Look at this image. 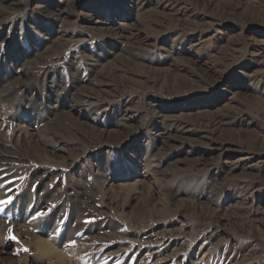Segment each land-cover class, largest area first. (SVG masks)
Masks as SVG:
<instances>
[{"label":"rangeland","instance_id":"obj_1","mask_svg":"<svg viewBox=\"0 0 264 264\" xmlns=\"http://www.w3.org/2000/svg\"><path fill=\"white\" fill-rule=\"evenodd\" d=\"M8 200L0 264H264V0H0Z\"/></svg>","mask_w":264,"mask_h":264},{"label":"bare ground","instance_id":"obj_2","mask_svg":"<svg viewBox=\"0 0 264 264\" xmlns=\"http://www.w3.org/2000/svg\"><path fill=\"white\" fill-rule=\"evenodd\" d=\"M43 243H44V242H42V241H38V240L36 241V245H39V249H40V246H42ZM37 247H38V246H37ZM49 248L51 249V247H49ZM49 248H48V249H49ZM42 249H43V246H42ZM40 250H41V249H40ZM50 252H51L52 255H54V253H55L54 251H53L54 253H52L51 250H50ZM58 255H59V253H58ZM61 255H62V254H61ZM61 255H59V256H60V257H59V260H60L59 264H72L73 261H72L71 263H69V261H67V260L65 259V257H64V256L62 257Z\"/></svg>","mask_w":264,"mask_h":264},{"label":"snow or ice","instance_id":"obj_3","mask_svg":"<svg viewBox=\"0 0 264 264\" xmlns=\"http://www.w3.org/2000/svg\"><path fill=\"white\" fill-rule=\"evenodd\" d=\"M11 200H8V201H0V204H4V203H10ZM40 215H43V213H41ZM13 239H15L14 237H12Z\"/></svg>","mask_w":264,"mask_h":264}]
</instances>
